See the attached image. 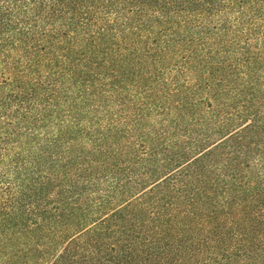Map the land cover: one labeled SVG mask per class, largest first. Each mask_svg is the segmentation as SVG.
I'll use <instances>...</instances> for the list:
<instances>
[{
  "label": "trees",
  "instance_id": "obj_1",
  "mask_svg": "<svg viewBox=\"0 0 264 264\" xmlns=\"http://www.w3.org/2000/svg\"><path fill=\"white\" fill-rule=\"evenodd\" d=\"M0 264H264V0H0Z\"/></svg>",
  "mask_w": 264,
  "mask_h": 264
}]
</instances>
